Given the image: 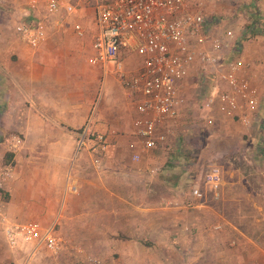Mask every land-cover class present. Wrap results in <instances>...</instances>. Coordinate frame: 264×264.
<instances>
[{
  "label": "crops",
  "instance_id": "obj_1",
  "mask_svg": "<svg viewBox=\"0 0 264 264\" xmlns=\"http://www.w3.org/2000/svg\"><path fill=\"white\" fill-rule=\"evenodd\" d=\"M260 3L264 12V0ZM77 18L52 23L47 38L38 48L30 49L14 42L0 44V138H3L0 157L9 152L7 139L14 136L19 142L18 149L11 152L13 171L5 183L3 217L41 227L55 224L60 237L59 251L66 249L67 244H83V247L78 245L82 254L88 249L97 254L110 243L134 244L140 239L155 238H170L178 244L183 241L184 232L181 225L176 229L175 222L182 209L188 208L182 206L186 196L180 197L174 191L173 198L168 199V182L149 174L150 168H164L169 162L163 156L167 154L166 148L138 151L140 159H132L129 142L134 139L136 112L120 84L114 94L106 92L115 75H104L102 68L89 62V44L87 64L77 60L83 51L82 42L68 43L65 38L68 21L73 24ZM258 40L253 45L246 44L255 53L251 54L248 46L241 56L258 62L259 67L251 68V76L254 83L264 86V48L259 45L262 39ZM10 54L17 58L13 60ZM139 63V58L131 57L125 64L133 70ZM101 85V95L105 96L98 104L96 95ZM261 95L262 102L264 88ZM106 100L111 107L108 114L102 112ZM263 105L260 103L258 113L264 118ZM90 117V130L105 134L108 140L106 155L98 165L88 140L79 150L77 147ZM221 122L231 121L218 118L215 123ZM237 130L240 137L249 134L254 144L261 137L260 143H264V124L254 123L250 127L239 124ZM235 171L231 174H237L234 176L237 178H222L219 201L235 198L230 194V187H243L239 197L245 194L248 197L250 174ZM253 177L254 187L264 194V163ZM208 198L216 201L207 193V201L196 209L208 207ZM150 217L157 221H148ZM219 219L213 226H218L220 239L208 242L209 250L216 252L227 242L231 245L228 250L237 252L244 248L246 241H252L236 221L228 217ZM195 223L198 225V221ZM8 248L11 253L5 254V259L14 264H69V261L84 260L82 254L53 256L42 247L8 245Z\"/></svg>",
  "mask_w": 264,
  "mask_h": 264
},
{
  "label": "built area",
  "instance_id": "obj_2",
  "mask_svg": "<svg viewBox=\"0 0 264 264\" xmlns=\"http://www.w3.org/2000/svg\"><path fill=\"white\" fill-rule=\"evenodd\" d=\"M223 0H30L27 17L14 30L30 48H38L47 38L52 23L78 17L72 28L76 36L90 35L89 62L113 73L127 94L136 116L134 139L129 142L132 159L138 151L166 148L168 131L189 107L192 75L202 83L213 82L200 106V119L209 127L218 118L250 127L264 124L258 113L261 97L253 82L252 60L241 54L235 31L215 17L214 8ZM89 14L91 25L81 22ZM139 58L135 69L126 68V59ZM210 84V83H209ZM263 118V120H262ZM262 120V121H261ZM90 117L80 134L78 149L85 140L96 164L106 155L108 140L103 133L90 130ZM7 151L18 149L12 136ZM3 161V160H2ZM13 162L0 164V224L10 247L27 245L33 249H60L55 224L18 223L3 217L5 183L12 175ZM157 168H150L154 175ZM222 172L209 163L194 181L182 205L188 208L204 204L207 193L213 200L221 197ZM218 227V226H217Z\"/></svg>",
  "mask_w": 264,
  "mask_h": 264
},
{
  "label": "rangeland",
  "instance_id": "obj_3",
  "mask_svg": "<svg viewBox=\"0 0 264 264\" xmlns=\"http://www.w3.org/2000/svg\"><path fill=\"white\" fill-rule=\"evenodd\" d=\"M260 2L261 0H223L218 7L214 8L215 17L220 18L223 24L226 23L227 27H231L235 31V42H239V47L234 48V55L241 54L245 47L249 46L246 45L248 42L253 45L259 41L258 39H262L259 45L264 48V34H262L264 31L261 33L259 31L256 35L246 39L241 37L243 29H246L247 26L255 24L254 28L261 30V25H264V12L261 9ZM29 10L30 0H0V44L14 42L30 48L20 40L14 30L16 24L27 17ZM82 16L80 21L90 24L89 14L86 16L82 13ZM66 27L65 38L68 43L75 40L82 42L83 51L76 58L81 63H86L90 35L87 34L80 40L73 31L72 21H68ZM246 36L247 34H245ZM250 46L248 47L249 52L251 54L255 53L256 51H252ZM10 57L15 60L17 55L10 54ZM253 63L254 67L258 66L257 61L256 63L253 61ZM102 73L104 74L103 71ZM117 81L118 76L115 75V81L113 80V83L107 87L106 92L113 93L116 88H120V83ZM190 82V85H193L194 88L192 87L190 90L189 107L177 123L171 125L168 131L167 154H163V156H167L169 162L164 168L157 167L154 175H157V179H165L168 182L169 190L166 196L168 199L173 198L174 191H177V195H180V197L187 196L191 184L194 181L201 180L206 166L209 163H216L221 169L223 179L225 177L226 179L237 178L234 177L237 174H231L233 170L250 174L248 176L251 179L248 183L251 188L248 197L247 194L243 195L242 198L239 197L244 190L243 187L239 189L230 187V194L231 196L234 194L235 198L229 196L231 199H227V201L225 199L224 202L219 201L220 199L212 202L208 198V207L206 208L182 209V214L175 222L176 229H180L179 226L181 225L184 232L183 241L178 244H174L170 238L159 240H156V238L140 239L134 244L129 242L107 244L106 249L102 248L101 252H97V254L90 249L82 254L78 250V245L83 247V244H77V247L73 244H67L66 249L57 252H51L46 247L42 248L53 256L58 254L83 255V261H69V264H264V194H261V189L254 187L253 182V173L258 172L264 163V143H260L263 137L260 140L258 138L256 144H254L251 142L252 138L249 134L238 136L237 125L240 123L234 121L221 122L220 125L214 123L209 127L204 126L202 119H200V106L213 82H209L210 84L202 83L195 75L191 76ZM101 84L103 83L101 82ZM256 85L258 86V84ZM102 86L96 95L98 104L104 101L105 95H101ZM258 87L261 95L264 86L259 85ZM106 101V105L102 107L104 114H108L111 108L110 101ZM128 103L131 105L129 101ZM262 103H264V99ZM258 129L263 130L262 128ZM2 140L1 137L0 141ZM245 142L249 144L246 146ZM77 152L79 153V151ZM2 160L3 157H0V164L3 162ZM157 186L160 185L157 184ZM209 205H211L210 208ZM220 217H228L236 221L252 241H246L244 248L237 252L229 251L231 245H228L227 242L221 248H216V252L209 250L210 245L208 242L214 241V239L215 242H218V238L220 239L219 228L213 226L220 221ZM7 219L10 220V218ZM195 220L198 221V225ZM148 221L153 223L157 219L150 217ZM211 225L212 227L209 228ZM172 235L171 231L170 236ZM114 238H117V236ZM9 250L0 225V264H14V261L7 262V259H5V254L11 253ZM222 251L223 253H220Z\"/></svg>",
  "mask_w": 264,
  "mask_h": 264
},
{
  "label": "trees",
  "instance_id": "obj_4",
  "mask_svg": "<svg viewBox=\"0 0 264 264\" xmlns=\"http://www.w3.org/2000/svg\"><path fill=\"white\" fill-rule=\"evenodd\" d=\"M254 25L255 24H251L250 26H247L246 29H243V31L241 33V37H244L246 39V38H249L250 36L256 35L257 33H259V31H260V33L264 31V25H261V23H259V25H261V27H262L261 30L255 29ZM245 34H247L246 37H245ZM262 34H264V32ZM12 157H13V154L11 152H8L3 156V161L8 163V162L12 161V159H13Z\"/></svg>",
  "mask_w": 264,
  "mask_h": 264
}]
</instances>
